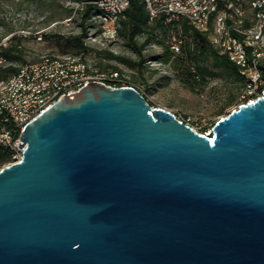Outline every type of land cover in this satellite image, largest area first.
<instances>
[{
    "label": "water",
    "instance_id": "water-1",
    "mask_svg": "<svg viewBox=\"0 0 264 264\" xmlns=\"http://www.w3.org/2000/svg\"><path fill=\"white\" fill-rule=\"evenodd\" d=\"M0 170V264H264V93L198 133L90 83Z\"/></svg>",
    "mask_w": 264,
    "mask_h": 264
},
{
    "label": "rangeland",
    "instance_id": "rangeland-1",
    "mask_svg": "<svg viewBox=\"0 0 264 264\" xmlns=\"http://www.w3.org/2000/svg\"><path fill=\"white\" fill-rule=\"evenodd\" d=\"M82 9L79 4L64 0H0V45L17 46L21 50L22 59L14 62L20 69L45 55L89 58L101 69H104L99 64L101 61L105 67H119L120 70H105L119 71L125 75L128 84L148 97L152 107L167 108L186 119L191 118L192 126L196 128L212 129L219 118L242 103V84L235 74L215 68L211 61H199L198 65L208 69V76L203 82L196 83L195 88H190L171 64L152 60L164 52L157 42L144 50L147 62L143 70L118 59L103 60L99 51H109L134 62L140 57L123 35L112 42L97 36V27L93 26L97 20L86 23L88 37L85 43L94 49V53L89 57L78 55L79 51L70 46L68 38L83 32ZM41 34L43 38L39 39ZM59 35L63 38H58ZM145 40L146 35L138 37L140 45ZM231 99L233 102L228 104ZM15 161L16 155L11 163ZM3 167L0 166V170Z\"/></svg>",
    "mask_w": 264,
    "mask_h": 264
},
{
    "label": "bare ground",
    "instance_id": "bare-ground-1",
    "mask_svg": "<svg viewBox=\"0 0 264 264\" xmlns=\"http://www.w3.org/2000/svg\"><path fill=\"white\" fill-rule=\"evenodd\" d=\"M142 1L146 4L151 22H155L162 17L157 15V10H165L170 2L181 0ZM92 3L103 11L97 17L102 23L100 38L109 42L115 41L119 37L120 19L129 8H122L120 14L117 9L102 6L100 0H94ZM80 6L84 7V5ZM175 13L177 15L175 23L187 22L197 31L207 35L211 43L237 65L246 80L241 92L240 105L256 101L263 96L264 72L257 73V80H251V72L259 71L262 65L264 67V0H192L190 5L175 6ZM164 21L166 24L172 23V18H164ZM42 38L41 34L39 39ZM175 41L178 42L179 47L173 44L172 48L176 54H180L181 41L177 38ZM247 43H252V48ZM236 52H240L241 56H235ZM2 63L3 59L0 55V64ZM124 77L125 75L114 69L99 68L89 58L45 55L39 61L23 66L14 76L0 80V114L5 116V122L8 123L7 116H13L18 108L31 106L37 99L40 89L49 81L64 83L86 79L88 84L101 82L113 88H117L118 84L121 87L135 88L128 84ZM82 88L78 87L77 91ZM61 98H63V90H56L54 101L48 109ZM48 109L34 116L33 120ZM177 118L198 133L213 132V128L205 130L192 126L191 118L186 119L182 115ZM19 144L13 141L10 133H2L0 130V145L15 152L14 163L23 159V150L19 148Z\"/></svg>",
    "mask_w": 264,
    "mask_h": 264
},
{
    "label": "trees",
    "instance_id": "trees-1",
    "mask_svg": "<svg viewBox=\"0 0 264 264\" xmlns=\"http://www.w3.org/2000/svg\"><path fill=\"white\" fill-rule=\"evenodd\" d=\"M64 1H71L82 6L84 5L82 9V19L84 21L82 25L83 32L80 35L68 38V43L79 51L78 55L89 57L94 53V49L88 47L85 43V39L88 37V27L86 26V23L89 20H97V23H95L96 25L94 24L93 26L97 27L96 35L99 36L102 32V23L97 17L103 11L100 7L92 3L94 0ZM130 1L131 5L129 9L124 12L120 19L119 38L121 35L127 38L128 45L139 55L140 60L134 62L124 57L115 56L109 51H99L98 54H100V57L103 58V60L118 59L143 70L144 64L147 62L144 57V50L147 46L153 45L157 42L163 46L164 52L152 57V60L171 64L179 76L182 77V82L190 88H195L196 83L203 82L208 76V69L198 65L199 61H211L215 68L232 72L241 82L242 88L245 86L246 80L237 65H235L225 53H222L221 55L219 49L217 52L207 35L197 31L187 22L182 21L175 23V38L181 41L182 47L181 55L176 54L172 48L174 44L172 23L166 24L164 17L157 19L155 22H151L145 2L142 0ZM141 35H146V40L142 45L138 43V37ZM58 38H63V36L59 35ZM0 54L1 58L4 60L3 65L0 66V80L8 79L20 71V67L14 65V62L22 59V56L20 55L21 50L17 46L1 44ZM99 64L104 69L115 68L120 70L119 67H105L103 61ZM232 102L233 99L228 101V104ZM176 115L178 117L181 114ZM7 125L8 123L5 122V116L0 114V128L6 127ZM14 157L15 152L12 149L0 145V166L3 167L10 164L13 162Z\"/></svg>",
    "mask_w": 264,
    "mask_h": 264
},
{
    "label": "built area",
    "instance_id": "built-area-1",
    "mask_svg": "<svg viewBox=\"0 0 264 264\" xmlns=\"http://www.w3.org/2000/svg\"><path fill=\"white\" fill-rule=\"evenodd\" d=\"M100 1L102 6H106L108 9H117L118 13L120 14L122 13V8H129L131 5L130 0H100ZM191 3L192 0L172 1L170 2V4H168L165 10H157V15H160L164 18H172L174 44L176 45H178V42L175 41V27H176L175 16H177L175 13V6H180V4L190 5ZM247 44H249V46L252 48V43H247ZM215 48L218 52V47ZM181 51H182V47H180V55H181ZM235 56H241V53L236 52ZM258 72H264L263 65L261 66L259 71L251 72V80H257ZM85 85H88L86 79H84L83 81H76V82L66 81L64 83H52V81H49L44 86V88L40 89V93L37 99L35 100V102H33L32 105L29 107L18 108V111L15 114H13V116H7L8 125L5 128H0V130H2V133H10L15 143H21V131H23L25 125H28L30 122L33 121L34 116H37V114H40L42 111L48 109V106H50L51 102L54 101V94L56 90H63V97H65L69 94L77 92L78 87H84ZM118 87L121 86H119L118 84ZM145 97L148 101V97L147 96ZM204 135L212 137L213 132Z\"/></svg>",
    "mask_w": 264,
    "mask_h": 264
}]
</instances>
